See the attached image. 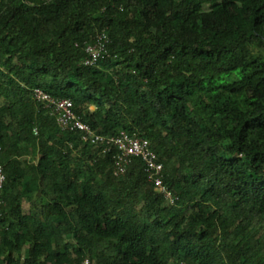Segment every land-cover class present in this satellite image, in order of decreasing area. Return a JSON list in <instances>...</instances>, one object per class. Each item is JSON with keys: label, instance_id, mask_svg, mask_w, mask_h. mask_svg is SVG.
Masks as SVG:
<instances>
[{"label": "trees", "instance_id": "trees-1", "mask_svg": "<svg viewBox=\"0 0 264 264\" xmlns=\"http://www.w3.org/2000/svg\"><path fill=\"white\" fill-rule=\"evenodd\" d=\"M34 87L148 138L176 203L140 157L114 176ZM0 163V264H264V0H0Z\"/></svg>", "mask_w": 264, "mask_h": 264}, {"label": "built area", "instance_id": "built-area-1", "mask_svg": "<svg viewBox=\"0 0 264 264\" xmlns=\"http://www.w3.org/2000/svg\"><path fill=\"white\" fill-rule=\"evenodd\" d=\"M110 37L105 30L97 32L92 42L85 44L86 57L83 64L93 66L107 53ZM33 98L42 103L45 108H49L56 116V120L62 129L79 130L83 140L102 147V152L115 151L114 174L120 175L126 172L133 157H140L144 164L147 180L154 184L155 189L162 193L166 200L173 203L175 196L164 183L163 163L159 161L156 152L151 147L148 138L139 135H130L126 131H121L116 135H102L97 133L86 124L81 117L73 110V102L67 98H56L41 88L33 90ZM5 179L2 165H0V185Z\"/></svg>", "mask_w": 264, "mask_h": 264}, {"label": "clouds", "instance_id": "clouds-1", "mask_svg": "<svg viewBox=\"0 0 264 264\" xmlns=\"http://www.w3.org/2000/svg\"><path fill=\"white\" fill-rule=\"evenodd\" d=\"M96 65V64H95ZM94 66V65H93ZM35 88H41V87H34L33 89H31V96H32V98H33V90L35 89ZM41 89H43V88H41ZM44 90V89H43ZM47 92V91H46ZM49 93V92H48ZM52 95V94H51ZM53 96V95H52ZM55 97V96H54ZM56 98H62V97H56ZM64 98H67V97H64ZM67 99H71V98H67ZM33 100H34V98H33ZM72 100V99H71ZM35 102H36V104H41L42 106H43V104L42 103H39V102H37L36 100H34ZM72 102H73V100H72ZM43 108H45L44 106H43ZM45 109H47V110H49V112L51 113V110L49 109V108H45ZM73 110H74V102H73ZM75 111V110H74ZM76 112V111H75ZM52 114V113H51ZM53 115V114H52ZM53 116H55V115H53ZM55 118H56V116H55ZM82 119V118H81ZM86 123V122H85ZM56 124H57V126L59 127V129L61 130V131H63V132H66V131H72V132H79L80 133V138H81V140H82V142L83 143H85V144H91V145H93L95 148H97L98 149V151L96 152L97 153V156L96 157H98V156H103V155H105V154H107V153H112L113 151H110V152H106V153H104V152H102L101 150H102V147L101 146H98V145H95V144H93V143H90V142H88V141H85V140H83V137H82V133H81V131H79V130H71V129H62L60 126H59V124H58V122H57V120H56ZM86 124H88V123H86ZM89 125V124H88ZM89 126H91V125H89ZM92 128V127H91ZM93 129V128H92ZM93 130H95V129H93ZM96 131V130H95ZM122 131H125V130H122ZM36 132H37V130H36ZM97 132V131H96ZM97 133H99V132H97ZM99 134H101V133H99ZM102 135H105V134H102ZM116 135V134H115ZM131 135V134H130ZM150 141V140H149ZM151 142V141H150ZM114 153H115V151H114ZM134 158V157H133ZM113 159H114V154H113ZM133 160V159H132ZM34 162H36L37 161V158L36 159H34L33 160ZM132 162V161H131ZM143 162V161H142ZM131 164V163H130ZM0 165H2V168H3V173H4V175H5V179L3 180V182H2V184L0 185V217H2L3 215H4V208H5V205H6V202H5V199H4V197H3V187H4V184H5V182H6V179H7V175H6V172H5V164H3V163H0ZM144 165V164H143ZM130 166V165H129ZM129 166H128V168H129ZM114 167H115V159H114V165H113V174H114ZM128 168H127V170H126V172L125 173H123V174H120V175H115L114 174V176H122V175H124V174H126L127 173V171H128ZM145 170V169H144ZM158 192V191H157ZM160 193V192H159ZM160 194H162V193H160ZM173 194H174V192H173ZM163 195V194H162ZM175 196V195H174ZM163 197H164V195H163ZM178 198H177V196H175V201L173 202V203H171V202H169V200H166V198L164 197V200H165V202L167 203V205H173V204H175L176 203V200H177ZM65 264H70V263H65ZM79 264H94V261L92 260V258L90 257V256H85L81 261H80V263Z\"/></svg>", "mask_w": 264, "mask_h": 264}, {"label": "rangeland", "instance_id": "rangeland-1", "mask_svg": "<svg viewBox=\"0 0 264 264\" xmlns=\"http://www.w3.org/2000/svg\"><path fill=\"white\" fill-rule=\"evenodd\" d=\"M191 102L194 105V107L198 110V112L200 113V115L203 117V119L205 121L210 122L212 120L209 113L204 110L203 103L199 97H196V96L193 97L191 99Z\"/></svg>", "mask_w": 264, "mask_h": 264}]
</instances>
